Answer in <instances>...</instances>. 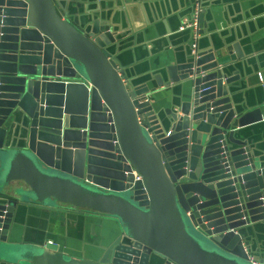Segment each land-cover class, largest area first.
<instances>
[{"label": "water", "instance_id": "95a60500", "mask_svg": "<svg viewBox=\"0 0 264 264\" xmlns=\"http://www.w3.org/2000/svg\"><path fill=\"white\" fill-rule=\"evenodd\" d=\"M65 1L0 0V260L264 264L248 233L264 222V157L245 136L263 125L264 98L249 105L233 95L240 47L198 50L204 0L196 33L180 31L192 0L176 30L193 41L187 58L159 73L156 87L136 85L113 48L147 21L135 28L128 0H115L108 20L88 7L71 13ZM257 81L264 88L261 74ZM173 86L168 108L150 101L156 88ZM66 211L117 230L90 225L84 243L81 225L69 221L68 241L78 246L43 234L15 241L18 223L35 221L30 214L43 231L63 229Z\"/></svg>", "mask_w": 264, "mask_h": 264}, {"label": "crops", "instance_id": "0c3cea01", "mask_svg": "<svg viewBox=\"0 0 264 264\" xmlns=\"http://www.w3.org/2000/svg\"><path fill=\"white\" fill-rule=\"evenodd\" d=\"M204 2L208 7L203 21V35L198 39V50L203 52L218 49L220 46L237 44L244 58L231 68V71L239 72V81L232 85L235 87L233 95L244 94L243 98L249 105L260 103L264 98V88L258 84L257 74H261L264 78V0H204ZM65 3L71 13L76 10L81 15L88 7L94 14V18L100 20L111 19L116 11L115 0H77L73 2L67 0ZM78 3L81 4L82 9L76 7ZM191 5L192 0H128L125 4L124 9L126 6L130 7L136 29L143 26L144 19L148 23L142 33L132 32L134 27L130 26L128 31L131 35L126 37L117 48H113L118 60L125 66L130 79L136 85L156 87L154 78L159 76V73L163 72L165 78L166 67L182 63L187 58V48L193 41L188 33L178 34L176 30L180 18L188 14ZM245 64H250L248 68L252 67L254 70L253 77L248 81L247 75L250 72ZM177 91V86L156 88V92L150 96V101H153L160 109L168 108L172 95ZM245 136L258 148V154L264 157V123L247 130ZM64 214L67 221L64 222L63 229L48 223L47 229L43 231L40 230V221L36 222L39 216L30 214L35 221L26 222L24 218L18 223L19 229L15 241L36 243L41 240V234H43V238L50 236L60 242L63 241L64 247H67L69 244L77 245L76 242L68 241L67 224L69 221L71 224L81 225L83 242L93 239L90 234V225L96 227L97 230H101L104 225L107 226L108 228L103 233L113 231V229L117 230L118 227L117 223L107 221L97 215L67 211ZM248 230L252 237L250 240L254 241L251 243L252 247L255 250L258 249L253 256L262 258L264 261V222L251 225ZM0 264L6 263L0 260Z\"/></svg>", "mask_w": 264, "mask_h": 264}, {"label": "built area", "instance_id": "2783aa9c", "mask_svg": "<svg viewBox=\"0 0 264 264\" xmlns=\"http://www.w3.org/2000/svg\"><path fill=\"white\" fill-rule=\"evenodd\" d=\"M200 13H201L200 0H195V3L193 5L192 20L191 22H185L184 27H181L180 31L191 29L193 34H195L198 28V20H199ZM132 174H133L134 180L139 181L138 176L134 172ZM253 264H259V263H253Z\"/></svg>", "mask_w": 264, "mask_h": 264}]
</instances>
